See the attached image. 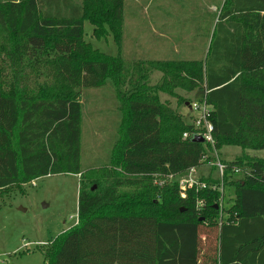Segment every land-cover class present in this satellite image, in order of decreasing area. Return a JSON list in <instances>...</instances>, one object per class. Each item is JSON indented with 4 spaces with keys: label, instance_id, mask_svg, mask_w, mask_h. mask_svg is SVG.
Segmentation results:
<instances>
[{
    "label": "trees",
    "instance_id": "obj_1",
    "mask_svg": "<svg viewBox=\"0 0 264 264\" xmlns=\"http://www.w3.org/2000/svg\"><path fill=\"white\" fill-rule=\"evenodd\" d=\"M124 4L107 0L100 17L92 0H0V197L44 177L82 176L78 224L46 250L47 264H264V159L226 164L223 185L238 169L244 176L229 182L235 199L228 211L219 205V192L193 188L182 197L177 182L126 172L147 140L155 156L169 158L150 160L170 168L174 154L190 167L211 147L183 139L193 126L173 116L156 89L171 97L177 88L203 92L216 150L221 143L264 150V0H225L205 29L194 19L209 42L206 54L151 61L164 73L153 89L145 85L148 73L140 63L132 69L121 56L102 58L84 41L86 20L117 33ZM12 38L4 47L3 40ZM44 69L59 83V94H42L57 88L54 83L39 85L37 94L25 87L26 71L40 75ZM128 76L130 88L122 89ZM107 84L116 87L119 100L113 146L105 164L84 168V105L74 90ZM131 103L156 104L168 128L163 131L157 120L148 133L142 118L134 137ZM87 176L93 179L86 182ZM203 237L214 246L205 256Z\"/></svg>",
    "mask_w": 264,
    "mask_h": 264
},
{
    "label": "rangeland",
    "instance_id": "obj_2",
    "mask_svg": "<svg viewBox=\"0 0 264 264\" xmlns=\"http://www.w3.org/2000/svg\"><path fill=\"white\" fill-rule=\"evenodd\" d=\"M224 1L125 0L122 25L117 33H114L108 24L97 26L86 20L84 41L91 52L102 55V58L121 56L132 62L130 66L132 69L135 63H140L148 73L145 85L153 89L162 83L164 73L155 68L151 61L172 59L175 55L192 60L203 58L209 42L205 38L204 30L202 33L196 30L197 24L194 19L199 20V24L205 29L208 21L222 9ZM92 2L102 17L107 0ZM11 41L14 39H4V47ZM38 72L36 70L25 72L27 78L23 80L25 87L37 94L39 85L54 83L57 88L42 89V94L46 96L59 94V83L49 77L45 69L40 75ZM129 77L126 78V84L122 89L130 88ZM115 89L114 85L107 84L99 89L74 90L77 99L84 105L81 141L84 168H98L105 164L112 149L116 133L114 115L119 103ZM153 92L157 93L159 100L169 108L173 116L179 117L185 125L194 123L197 113L191 106L203 100V92L198 90L187 92L177 88L176 97L158 92L157 89ZM186 100L188 101L185 102ZM152 105L156 104H129L128 115L134 137H138L142 118L148 133L156 128L158 121L162 124L163 131L168 128L166 118H159L158 107ZM151 142L152 140H147L141 148L143 154L141 158L132 159L127 163L128 166H133L132 170L126 169L127 173L151 175L157 182L169 180L173 174L172 181H178L194 168L199 179L214 182L219 181L216 179L220 177L215 166L219 160L227 164L246 156L264 159V150H244L239 146L221 143L220 149L216 150L218 158L215 157L212 147L205 146L204 159L201 158L188 167L183 163L189 160L180 158L176 153L175 159H171L173 166L170 168L169 164H156L154 159L150 160L153 157L159 161L169 159L167 156L166 158L161 156L159 152H156L158 156H155ZM148 154L153 155L147 158ZM180 164L183 165L178 168ZM243 177V173L234 174L223 186L225 194L223 208L226 211L233 206L235 199V187L229 182L241 180ZM82 179L81 175L48 176L28 183L22 189L14 188L9 194L0 197V264H47L46 250L63 233L78 224L79 193L84 186ZM90 179H93V176H87L85 181ZM226 217L227 212L222 215V219ZM202 239L201 251L205 256L209 248H214L213 240L209 242L205 241L204 237Z\"/></svg>",
    "mask_w": 264,
    "mask_h": 264
},
{
    "label": "built area",
    "instance_id": "obj_3",
    "mask_svg": "<svg viewBox=\"0 0 264 264\" xmlns=\"http://www.w3.org/2000/svg\"><path fill=\"white\" fill-rule=\"evenodd\" d=\"M192 109L194 112L197 113V117L194 120V123L191 124L193 126V131L190 133H185L183 135L184 140L192 139L194 136H200L204 138V143L206 145H210L214 151L215 157L218 158L217 151L215 149V139L213 137V124L210 121L212 108L208 106L205 100H202L201 102L192 104ZM205 158L204 156L202 157ZM213 165V164H212ZM216 168L219 172V178L216 180L221 181V185L218 186L213 183H207L203 180L199 179L196 176V171L194 168L190 169L189 172L186 174L185 177L179 179L178 181H172L174 175H170L169 181L171 182H177L179 184V187L182 191V197H186V192L190 189L197 188L198 190H205L209 189L214 192L220 193L219 198V205L221 208H223V204L225 202V194H224V188H223V181H224V173L226 170V164L222 163L220 160L216 162ZM241 173V171L238 169L236 170V174ZM199 206L203 205V202L198 203Z\"/></svg>",
    "mask_w": 264,
    "mask_h": 264
},
{
    "label": "water",
    "instance_id": "obj_4",
    "mask_svg": "<svg viewBox=\"0 0 264 264\" xmlns=\"http://www.w3.org/2000/svg\"><path fill=\"white\" fill-rule=\"evenodd\" d=\"M204 138L203 137H200V136H194L192 139H191V143L193 144H204ZM217 208V206H216ZM184 210L182 209L181 212H183Z\"/></svg>",
    "mask_w": 264,
    "mask_h": 264
}]
</instances>
